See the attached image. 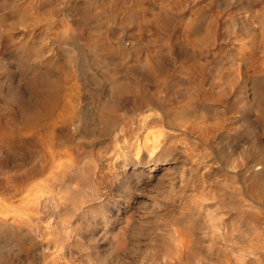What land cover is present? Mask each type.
<instances>
[{
  "label": "rangeland",
  "instance_id": "374dc122",
  "mask_svg": "<svg viewBox=\"0 0 264 264\" xmlns=\"http://www.w3.org/2000/svg\"><path fill=\"white\" fill-rule=\"evenodd\" d=\"M84 4L98 16L87 20L86 31L105 36L108 50L88 47L84 34L50 32L41 60L29 57L24 64L17 45L0 34L7 49L0 57V119L17 115L32 69L51 70L50 61L60 60L77 94L73 114L51 125L50 165L70 154L88 186L63 207L41 202L21 212L25 193L15 192L14 184L23 170L39 165V157L25 153L18 162L0 161V221L33 243L17 253L0 239V264H152L168 213H177L194 194H204L206 206L216 197L227 210L233 199L243 210L264 213V189H244L260 168L252 155L255 141L264 162V103L254 107L251 92L252 80L264 83L257 71L264 59V0H67L55 19L78 26ZM189 20L193 44L182 36ZM38 32L30 30L28 39L35 42ZM148 55L161 64L157 76L142 67ZM111 82L122 91L113 92ZM15 94L13 105L8 97ZM185 103L192 107L190 124L169 121ZM17 215L32 219L22 223ZM257 224L264 237V217ZM238 228L245 232V223L238 221ZM252 252L264 257V238L255 239Z\"/></svg>",
  "mask_w": 264,
  "mask_h": 264
},
{
  "label": "bare ground",
  "instance_id": "6f19581e",
  "mask_svg": "<svg viewBox=\"0 0 264 264\" xmlns=\"http://www.w3.org/2000/svg\"><path fill=\"white\" fill-rule=\"evenodd\" d=\"M66 1L0 0V34L3 32L11 44L17 45L18 57L22 63L26 64L29 57L35 61L41 60L42 55L49 49V47L47 48V41L50 32H58L62 37L84 34L88 47L97 52L109 49L105 36L101 35L100 32L86 31L87 20L98 18L97 14L87 4L83 5L85 8L81 6L84 21L78 26H74L65 20L57 21L55 19L59 5ZM71 2L72 0H68V4ZM75 6L76 4L73 5V10H75ZM112 10L106 13L111 16ZM126 20L128 19L126 18ZM130 20L134 22L133 19ZM135 20L138 22L137 18ZM163 21L166 19H162ZM193 22V20H189L183 28L182 36L187 44L194 42L189 37V31L194 27ZM30 30H39L35 42L28 39ZM233 34L237 35V32L234 31ZM6 53L7 49L2 47L0 41V57ZM147 57L142 64L144 71L149 75H159L161 64L152 55ZM50 62L51 70H30L31 73L28 74L27 79V91L23 93L22 101L17 104V115L12 111L11 114L2 115V119H0V161L12 158L18 162L25 153L39 157L37 160L39 165L23 170V176L14 184L15 192L25 193L21 198L20 209L21 212L26 213L30 204L41 202L49 203L56 208L63 207L66 202L74 201L78 191L84 190L87 184L84 179L79 178L81 166L70 154L67 155L68 161L58 160L53 166L50 165L53 160L49 150V141L52 138L51 125L58 120H65L73 114L77 94V87L67 78L68 76L63 70V63L58 59H52ZM71 63L72 60L69 59L67 65ZM257 71L264 73V59L259 62ZM110 87L115 93L122 91L116 82H111ZM251 92L255 101L254 107L264 103V83L262 81L252 80ZM16 95L8 97V101L12 102L13 105L14 102L17 103ZM189 109H192L190 104L181 105L178 110L171 112L169 121L186 127L193 117L189 115ZM2 113L0 112V115ZM252 147L253 159L257 161L260 168L251 173L252 184L244 189L247 193L257 194L264 189V162H262L263 159H261L262 156L259 152L262 149L261 142H253ZM46 166L51 167L49 173L38 183L28 189L25 188L24 184L37 175H42L47 168ZM232 180L233 186L231 184L229 186L235 190V180ZM206 198L204 194H194L191 196L190 202L177 213H168L164 230L162 229L163 232L158 237L153 249L152 264H230L233 262L234 264H264V257L257 259L252 252L255 239L264 238L258 232L257 224V221L264 217V213L256 214L243 210L231 198L230 204H232L227 210L224 200L220 201L221 198L216 197L211 198V206H206L203 203ZM17 216L22 223L30 222L32 219L31 216L26 218ZM238 221L245 223V232L241 234L239 233ZM0 239H6L12 243L18 251L17 253L28 251L33 246L31 241L25 242L22 232L12 229L7 223L1 221ZM46 246L44 242H39L41 250L48 249ZM61 249H63L61 244L57 245L56 250ZM47 263L50 264L49 260Z\"/></svg>",
  "mask_w": 264,
  "mask_h": 264
}]
</instances>
